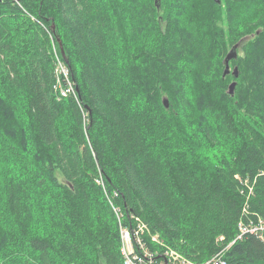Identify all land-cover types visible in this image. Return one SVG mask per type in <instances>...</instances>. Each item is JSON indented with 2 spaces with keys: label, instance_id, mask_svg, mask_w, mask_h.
Here are the masks:
<instances>
[{
  "label": "trees",
  "instance_id": "16d2710c",
  "mask_svg": "<svg viewBox=\"0 0 264 264\" xmlns=\"http://www.w3.org/2000/svg\"><path fill=\"white\" fill-rule=\"evenodd\" d=\"M132 216L153 264H264V0H0V264H123Z\"/></svg>",
  "mask_w": 264,
  "mask_h": 264
},
{
  "label": "built area",
  "instance_id": "2783aa9c",
  "mask_svg": "<svg viewBox=\"0 0 264 264\" xmlns=\"http://www.w3.org/2000/svg\"><path fill=\"white\" fill-rule=\"evenodd\" d=\"M55 91L58 97H66L69 94L75 95L73 84L69 78V71L66 63L56 55L55 60ZM251 190V187H249ZM245 210L246 207L244 206ZM117 218L121 217L118 208H114ZM145 224L137 217L132 216L131 222L127 225L122 220L119 221L120 234V252L123 258V264H153L154 253L146 246L142 234L145 232ZM264 237V220L255 216L254 218H240L237 222V233L235 238L241 239L244 236ZM151 239L158 241L157 235L151 236ZM224 249L214 253L210 258L194 262L180 255L174 250L164 252V258L167 264H225L223 259ZM162 264H165L164 260Z\"/></svg>",
  "mask_w": 264,
  "mask_h": 264
},
{
  "label": "water",
  "instance_id": "95a60500",
  "mask_svg": "<svg viewBox=\"0 0 264 264\" xmlns=\"http://www.w3.org/2000/svg\"><path fill=\"white\" fill-rule=\"evenodd\" d=\"M158 0H155V3H157ZM216 3H219L220 0H214ZM239 45V42L235 43L229 50L228 52L225 54L224 58H223V64H224V69H223V73L222 76L224 77L227 74H232L235 77L238 75L237 74V70H236V66L233 67V69H230V65H229V61L233 58H236L237 55V47ZM66 62V60H64ZM234 88H235V81H231L228 85V93L230 95H233L234 93ZM162 102L164 104V106L166 108L169 107L168 105V99L167 97H163L162 98ZM165 264H167L166 260L164 259Z\"/></svg>",
  "mask_w": 264,
  "mask_h": 264
},
{
  "label": "bare ground",
  "instance_id": "6f19581e",
  "mask_svg": "<svg viewBox=\"0 0 264 264\" xmlns=\"http://www.w3.org/2000/svg\"><path fill=\"white\" fill-rule=\"evenodd\" d=\"M59 47H60V45H59ZM56 51V50H55ZM61 52H62V50H61ZM55 53H57V52H55ZM62 54V53H61ZM57 55V54H56ZM64 61V60H63ZM231 61V60H230ZM232 75V74H231ZM236 239V238H235ZM167 250V249H166ZM168 250H169V248H168ZM163 258V257H162ZM225 261V260H224ZM226 264V263H225Z\"/></svg>",
  "mask_w": 264,
  "mask_h": 264
},
{
  "label": "rangeland",
  "instance_id": "374dc122",
  "mask_svg": "<svg viewBox=\"0 0 264 264\" xmlns=\"http://www.w3.org/2000/svg\"><path fill=\"white\" fill-rule=\"evenodd\" d=\"M232 70V69H231ZM156 235V234H155ZM155 235H153V236H155ZM224 252V251H223Z\"/></svg>",
  "mask_w": 264,
  "mask_h": 264
},
{
  "label": "flooded vegetation",
  "instance_id": "af4514ba",
  "mask_svg": "<svg viewBox=\"0 0 264 264\" xmlns=\"http://www.w3.org/2000/svg\"><path fill=\"white\" fill-rule=\"evenodd\" d=\"M230 67H232V66H230Z\"/></svg>",
  "mask_w": 264,
  "mask_h": 264
}]
</instances>
